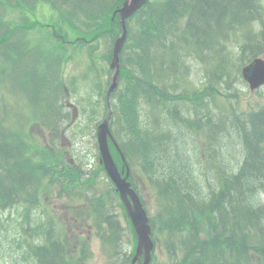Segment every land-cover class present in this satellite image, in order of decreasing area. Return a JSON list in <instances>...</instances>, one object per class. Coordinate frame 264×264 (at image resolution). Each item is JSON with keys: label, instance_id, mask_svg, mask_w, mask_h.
Wrapping results in <instances>:
<instances>
[{"label": "trees", "instance_id": "trees-1", "mask_svg": "<svg viewBox=\"0 0 264 264\" xmlns=\"http://www.w3.org/2000/svg\"><path fill=\"white\" fill-rule=\"evenodd\" d=\"M122 1L26 0L29 4L45 3L56 13L53 30L59 32V36L50 35L53 44L49 50L58 61V66L53 69L62 75L69 61L74 58L81 60L84 56L92 67L90 73V68L85 72V79H88L90 74L97 70L98 59L104 63L103 59L109 58V51L101 54L97 44L93 43L95 38L91 35L98 32L83 31L78 25L62 20L57 15L58 11L66 8L89 21H97V18L105 15L104 20L107 21L109 13L120 7ZM212 1L154 0L138 12L129 25V43L127 40V49H124L121 55V67L131 73L133 92L136 90L137 95L129 101L128 107L126 99L122 97L119 102L110 103V107L116 120L125 126V145H122L125 155H130V152L133 156L148 155L156 166H163L160 179H165L162 188L167 194L158 196L157 212L161 215L164 210L165 215L162 214L161 218L167 237L174 243L177 242L176 239L179 240L183 251L182 261L185 264H264V201L261 198V195L264 197V141L258 155H251L254 146H257L253 140L258 138L261 129H250L247 126L248 122L253 120L254 124L263 126L264 132V105L254 110L245 120L239 117L225 120V117L215 110L211 113L212 110H208L202 101H199V105L185 107L179 99L184 89L173 93V105L169 104L171 100L165 96L167 87L173 80L183 87L190 83L201 88L212 86L222 90L220 86L224 87L223 84L227 82L230 88L228 90L233 88L232 80L235 77H229L228 74L233 72L237 78L240 63H232L226 57L233 54L234 50L238 54L239 51L237 47L230 48L227 43L218 46V42L221 38L230 36L232 25L242 28L244 22L241 21L247 19V16L257 14L256 17L262 18L261 8L256 0ZM244 5H250L255 12L245 15ZM61 13L67 21H72L70 13ZM0 20L9 29L4 31L0 27V55L7 59H0L1 70L4 71L0 75V92L8 91L12 84L15 92L19 94L16 93L17 101H22V90L30 88L34 82L36 86H42L41 91L45 93L48 83L35 77L38 62L15 48L17 41L12 25L4 22L3 18ZM101 29L103 28L99 25L95 30ZM193 41L197 54L204 60L215 52L225 50V64L229 65L224 66L219 61L208 68L215 71V75L197 74V67L194 69L191 66L186 52ZM255 45L244 44L240 47L241 59L244 62L264 51V32L256 36ZM221 67H225V81L220 75L221 71L223 72ZM193 72L198 75L197 83L192 75L189 78ZM73 92L78 99L84 100L90 97L92 88L82 86ZM141 95L149 100V110L144 114L147 118L144 129L141 125L138 127L137 123L131 122V117L138 111L134 109L141 106L138 98ZM28 97L29 95L26 96V101L29 100ZM52 97L55 99V94ZM39 101L37 108L45 111L46 101ZM202 107L204 108L201 109ZM123 109L128 111L127 115ZM49 112V121L55 123L57 109L52 106ZM13 119L19 120L13 115L10 107H0V264H6L5 254H8L9 250L10 256L16 258L11 249L15 245L24 250V257L27 259L31 257L30 253L33 254L34 260L26 261L28 264H64L62 258L66 259V256L58 247L55 238L50 249L35 248L31 245L29 238L36 234V230L29 228L28 224L21 235L22 242L17 241L16 228L9 212L18 206L31 211V196L35 188L42 185L43 180L62 177L61 184L70 187L73 185V179L80 178V175L77 176L79 172L65 164L62 152L52 143L40 146L25 141L23 136H17V130L7 124ZM151 119L156 122L157 130L148 128V125L152 126ZM203 122L208 126L203 129L212 132V155L206 163L189 153L190 149L187 151L186 144L187 137H191L194 130L200 131ZM239 138L243 141L242 146L231 150L227 157L233 162V166L219 168V157H223L226 145L232 139L238 141ZM235 156L241 159L249 156L248 163L241 164L238 159L234 161ZM176 161L180 165L173 168L172 165ZM51 184L53 182L49 183ZM200 233H204L206 237L201 239ZM71 264L77 262L72 261Z\"/></svg>", "mask_w": 264, "mask_h": 264}, {"label": "rangeland", "instance_id": "rangeland-1", "mask_svg": "<svg viewBox=\"0 0 264 264\" xmlns=\"http://www.w3.org/2000/svg\"><path fill=\"white\" fill-rule=\"evenodd\" d=\"M209 1L213 2L212 0H209ZM243 12L246 15V14H249L251 12H255V9L252 8L250 5H244ZM77 70H78V66L76 64H74L73 62L68 63L67 66H66V72L67 73H72V72L77 71ZM216 70L218 71V68ZM220 70H223V72L221 71V74L220 75H221L222 79L225 81V67L224 68L221 67ZM204 74H206V72H204ZM228 76L229 77H235L232 80V84H234L233 83L234 81H236V83H237L238 78H236V76L233 75L232 72H230L228 74ZM223 85H225V86L224 87H221V88H223L224 90H222V91L225 92V87H228L229 84L227 82H225V84H223ZM236 89L241 94V99H242V101L240 100V102L238 104V107H237V110L239 112H241L245 108V105L248 102L255 101V102L261 103L264 100V88H262L261 90H259V93L258 92H256V93L255 92L254 93H250L248 91V88L247 87H243L241 85H239V87L236 88ZM27 95H29V92H26V96ZM261 105L262 104H260L259 106H261ZM203 108L204 107H202L201 109H203ZM213 111L214 110H212L211 113ZM7 124L10 125V126H12L13 127L12 129H15L16 128L14 122L11 121V120H9L7 122ZM255 128L257 130H259V128L261 129V131L263 130V126L256 125ZM227 129H229V126L227 127ZM34 134L35 135H41L42 136V134H45V132H42L41 133L40 131H38V129H35ZM77 147L78 148H81V149H84V150H89L90 151L92 149V143H90V141H89L88 138H85L84 141H83V143L77 144V146L76 145H73L72 146V149H77ZM178 148H179V146H178ZM90 155H92V153ZM90 161L93 162V159L90 158ZM223 161L225 163L228 162L227 159H223ZM30 186H31V182H30ZM99 187H101V186H99ZM92 193H95V192H94L93 189H90V191L87 192V196L88 197H91L92 196ZM142 197L146 200V206H147V211H148L149 215H152L153 216L154 215V211H155V208H154L155 207V201H154L153 197L150 194H148V193L147 194L143 193L142 194ZM51 203H53L55 206H58L60 208L59 211L61 213V216H63L65 214V210L63 208L66 205V201L65 200H63V199H61L60 201L53 200ZM106 204H109V202H106ZM119 212H120V210H119ZM116 220L119 221L122 224V227H121V230H120V233H119L120 234L121 247L120 246H116V247L123 249V248H125V247H127V246H129V245L132 244L130 229H129L127 223L121 217L120 214L117 216ZM153 228L155 230V228H156L155 225L153 226ZM90 250H91V254H92L91 264H106V261H105V253L106 252L103 251V247L100 246V244H99L98 241L93 240V243L90 246ZM156 258H157V260H159L158 262H165V261H161V260L164 259V257L160 253H158V251H156Z\"/></svg>", "mask_w": 264, "mask_h": 264}, {"label": "water", "instance_id": "water-1", "mask_svg": "<svg viewBox=\"0 0 264 264\" xmlns=\"http://www.w3.org/2000/svg\"><path fill=\"white\" fill-rule=\"evenodd\" d=\"M144 1L145 0H130L128 4L125 3L124 8L120 11L121 16L122 17L128 16L136 8L140 7ZM122 41L123 39L118 40L114 45L113 60H112L111 67H117L118 65L117 54L120 50ZM98 144H99V150L102 156L105 169L107 173L109 174L110 178L117 185L120 191V197L126 206L127 213L129 217L131 218L132 224L135 228V232L138 237V249L137 250L139 252L140 248L143 247L146 249V253H147V251L151 248V245L149 241V228L146 225L147 220L145 218V214L140 207L137 197L130 190H128V186L124 183L123 180L119 178L116 172V169L109 156V153L107 150L106 136L103 130L99 131ZM127 196L130 197L131 203L128 201ZM133 261H135V259Z\"/></svg>", "mask_w": 264, "mask_h": 264}, {"label": "bare ground", "instance_id": "bare-ground-1", "mask_svg": "<svg viewBox=\"0 0 264 264\" xmlns=\"http://www.w3.org/2000/svg\"><path fill=\"white\" fill-rule=\"evenodd\" d=\"M190 3H191V1H189ZM182 8H184V7H182ZM217 8H219L218 6H217ZM221 9V8H220ZM180 12V11H179ZM194 13V12H193ZM197 13H198V11H197ZM205 13V12H204ZM185 15V14H184ZM215 15V14H214ZM217 15V14H216ZM198 16V15H197ZM218 16V15H217ZM225 16V15H224ZM203 17V16H202ZM170 18V17H169ZM185 19V18H184ZM219 19V18H218ZM223 19H224V17H223ZM197 21V20H196ZM221 21V20H220ZM174 24V23H173ZM220 30V29H219ZM220 33V32H219ZM221 36V35H220ZM261 38V37H260ZM207 39V38H206ZM222 39V38H221ZM175 40V39H174ZM220 40V39H219ZM158 42V41H157ZM173 46V45H172ZM211 46V45H210ZM216 46V45H215ZM214 46V47H215ZM207 47V46H206ZM203 48V47H202ZM175 52V51H174ZM241 53V52H240ZM130 55V54H129ZM177 56V55H176ZM183 58V57H182ZM186 58V57H185ZM155 59V58H154ZM167 63V62H166ZM169 66V65H168ZM191 66H193V68L195 69L196 67H197V65L196 64H193V63H191ZM235 69V68H234ZM197 71H198V69H197ZM238 71V70H237ZM235 72V71H234ZM233 73V72H232ZM200 74H204L203 72H201ZM196 72H193L192 73V78H194V77H198V75H196ZM237 76V75H236ZM172 77V76H171ZM226 78V77H225ZM238 78V77H237ZM215 79V78H214ZM208 81V80H207ZM197 83V82H196ZM236 83V82H235ZM235 83L233 84V88L231 89V90H229V92L231 93V94H234L236 91H238L236 88L237 87H235ZM220 87H222V86H220ZM222 90H224L223 88H221ZM176 92V91H175ZM264 104H262L261 106H263ZM261 106H258L257 107V109L259 108V107H261ZM108 108L111 110V107H110V103L108 104ZM256 110V109H255ZM264 112V111H263ZM252 115V114H251ZM202 118V117H201ZM154 120V119H153ZM248 121V120H247ZM263 121V120H262ZM254 122V121H253ZM262 123V122H261ZM158 127V126H157ZM215 128V127H214ZM186 129V128H185ZM188 129V128H187ZM250 130V129H249ZM163 131V130H162ZM195 131V130H194ZM164 133V132H163ZM224 133V132H223ZM236 133V132H235ZM165 134V133H164ZM241 134V133H240ZM255 134V133H254ZM172 136V135H171ZM162 137V136H161ZM170 138V137H169ZM161 139V138H160ZM164 139V138H163ZM171 139V138H170ZM255 139V138H254ZM213 140V139H212ZM216 141V140H215ZM254 141V140H253ZM162 142V141H161ZM168 142V141H167ZM176 143V142H175ZM252 143V142H251ZM169 147V146H168ZM171 147V146H170ZM250 147H252V146H250ZM174 151V150H173ZM251 151V150H250ZM173 153V152H172ZM252 153V152H251ZM176 158H178V156H176ZM212 159H214V157H212ZM158 160V159H157ZM214 161V160H213ZM212 163V162H211ZM215 163H216V161H215ZM178 161H176V162H174V164L172 165V167L173 168H176L177 166H178ZM180 165V164H179ZM211 165V164H210ZM215 167V166H214ZM213 167V168H214ZM217 169H218V167H216ZM222 173V172H221ZM197 175V174H196ZM223 175V174H222ZM78 176V175H77ZM199 176V175H198ZM214 176V175H213ZM216 176H217V174L214 176L215 178H216ZM225 176V175H224ZM201 179V178H200ZM212 179V178H211ZM214 180V179H213ZM209 181V180H208ZM218 181V180H217ZM186 184H187V182H186ZM182 185V184H181ZM216 185V184H215ZM178 186V185H177ZM184 188V187H183ZM206 188V187H205ZM175 189V188H174ZM183 193V192H182ZM180 194H181V192H180ZM256 196V195H255ZM200 198V197H199ZM220 207V206H219ZM201 208V207H200ZM229 208V207H228ZM223 209V208H222ZM264 209V208H263ZM231 210H232V208H231ZM235 210V212H236V209H234ZM238 210V209H237ZM233 211V210H232ZM200 212V211H199ZM222 214H223V212H222ZM260 217V216H259ZM254 220V219H253ZM258 224V223H257ZM249 228V227H248ZM251 231V230H250ZM241 232V231H240ZM219 233V232H218ZM185 237V236H184ZM183 237V238H184ZM181 238V237H180ZM180 243V242H179ZM183 244V243H182ZM196 249V248H195ZM199 249V248H198ZM201 250V249H200ZM199 252V251H198ZM202 253V252H201ZM220 256V255H219ZM216 257V256H215ZM221 257V256H220ZM221 260V259H220Z\"/></svg>", "mask_w": 264, "mask_h": 264}]
</instances>
